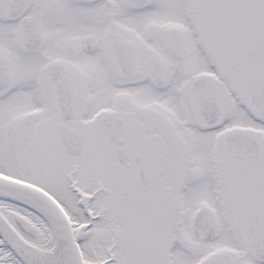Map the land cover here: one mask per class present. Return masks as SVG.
<instances>
[{
	"label": "snow or ice",
	"instance_id": "1",
	"mask_svg": "<svg viewBox=\"0 0 264 264\" xmlns=\"http://www.w3.org/2000/svg\"><path fill=\"white\" fill-rule=\"evenodd\" d=\"M0 264H264V0H0Z\"/></svg>",
	"mask_w": 264,
	"mask_h": 264
}]
</instances>
